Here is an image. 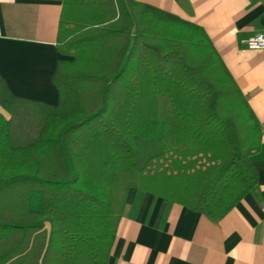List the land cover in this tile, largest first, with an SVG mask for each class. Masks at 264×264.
<instances>
[{
    "label": "trees",
    "instance_id": "obj_1",
    "mask_svg": "<svg viewBox=\"0 0 264 264\" xmlns=\"http://www.w3.org/2000/svg\"><path fill=\"white\" fill-rule=\"evenodd\" d=\"M55 45L71 59L34 136L14 138L0 89V264H107L130 188L214 222L257 192L262 127L202 27L138 0H63Z\"/></svg>",
    "mask_w": 264,
    "mask_h": 264
},
{
    "label": "crops",
    "instance_id": "obj_2",
    "mask_svg": "<svg viewBox=\"0 0 264 264\" xmlns=\"http://www.w3.org/2000/svg\"><path fill=\"white\" fill-rule=\"evenodd\" d=\"M62 1L0 0L2 96L17 103L59 106L53 75L60 60L71 59L55 45ZM138 1L205 30L262 127L259 149L250 156L258 189L214 222L183 205L130 188L107 264H264V50L244 44L264 31V4L260 0ZM40 200L41 191L30 190L27 208L42 211Z\"/></svg>",
    "mask_w": 264,
    "mask_h": 264
},
{
    "label": "rangeland",
    "instance_id": "obj_3",
    "mask_svg": "<svg viewBox=\"0 0 264 264\" xmlns=\"http://www.w3.org/2000/svg\"><path fill=\"white\" fill-rule=\"evenodd\" d=\"M9 103H10L9 105H11L12 107L10 108L11 121L9 123V127H11L12 129L17 128V131L14 133L15 134L14 138L22 140L24 139L23 137H25L26 134H28V136H34L35 134L34 132L37 129H40L39 127L42 124L41 112L43 107L33 103H22V102L13 103L10 100ZM0 110L1 113L4 115V117L8 118L10 116V114L4 111L2 108ZM15 111H17L16 114L14 113ZM154 145H155V151H153L152 153H155L159 150V147L156 144ZM148 155L144 156L142 154V151L139 150L137 162L141 164Z\"/></svg>",
    "mask_w": 264,
    "mask_h": 264
},
{
    "label": "built area",
    "instance_id": "obj_4",
    "mask_svg": "<svg viewBox=\"0 0 264 264\" xmlns=\"http://www.w3.org/2000/svg\"><path fill=\"white\" fill-rule=\"evenodd\" d=\"M264 4V0H260ZM244 44L249 49L264 50V31L256 32L244 40Z\"/></svg>",
    "mask_w": 264,
    "mask_h": 264
}]
</instances>
